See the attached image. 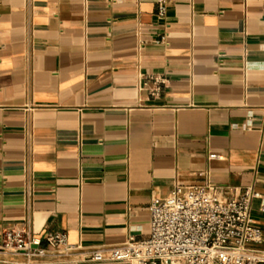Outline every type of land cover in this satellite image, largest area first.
Here are the masks:
<instances>
[{
  "label": "crops",
  "instance_id": "crops-1",
  "mask_svg": "<svg viewBox=\"0 0 264 264\" xmlns=\"http://www.w3.org/2000/svg\"><path fill=\"white\" fill-rule=\"evenodd\" d=\"M204 181L264 228V0H0V244L63 231L27 264H84Z\"/></svg>",
  "mask_w": 264,
  "mask_h": 264
},
{
  "label": "built area",
  "instance_id": "built-area-1",
  "mask_svg": "<svg viewBox=\"0 0 264 264\" xmlns=\"http://www.w3.org/2000/svg\"><path fill=\"white\" fill-rule=\"evenodd\" d=\"M167 3L156 0L159 16ZM254 196L251 186L175 183L166 197L151 199L146 237L93 247L82 263L264 264V228L255 225L251 215ZM0 248L22 255L24 261L17 264L72 249L63 231H46L39 237L28 229L5 230Z\"/></svg>",
  "mask_w": 264,
  "mask_h": 264
}]
</instances>
